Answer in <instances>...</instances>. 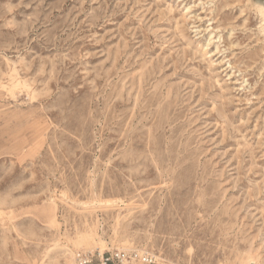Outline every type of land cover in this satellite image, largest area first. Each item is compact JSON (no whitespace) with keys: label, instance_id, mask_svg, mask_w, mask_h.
<instances>
[{"label":"rangeland","instance_id":"rangeland-1","mask_svg":"<svg viewBox=\"0 0 264 264\" xmlns=\"http://www.w3.org/2000/svg\"><path fill=\"white\" fill-rule=\"evenodd\" d=\"M79 253L264 264V0H0V264Z\"/></svg>","mask_w":264,"mask_h":264},{"label":"built area","instance_id":"built-area-1","mask_svg":"<svg viewBox=\"0 0 264 264\" xmlns=\"http://www.w3.org/2000/svg\"><path fill=\"white\" fill-rule=\"evenodd\" d=\"M95 258L99 259L98 261H100V264H112L114 261V258L112 256H107L100 253L97 256L93 254L84 253H79L77 255V260L79 264H93Z\"/></svg>","mask_w":264,"mask_h":264}]
</instances>
